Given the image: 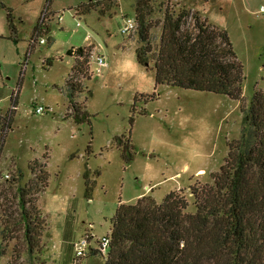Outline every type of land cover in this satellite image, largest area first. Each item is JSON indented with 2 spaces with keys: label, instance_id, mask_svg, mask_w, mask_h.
<instances>
[{
  "label": "rangeland",
  "instance_id": "1",
  "mask_svg": "<svg viewBox=\"0 0 264 264\" xmlns=\"http://www.w3.org/2000/svg\"><path fill=\"white\" fill-rule=\"evenodd\" d=\"M88 1L53 0L47 21L50 30L41 35L46 43L36 42L28 54L48 2L0 0L2 114L11 112L20 90L0 150V264L31 263L16 197L19 185L34 186L32 195L46 222L36 258L48 264H75L74 242L87 232L95 239L109 234L118 206L135 203L145 194L162 202L169 192L183 189L189 210L194 211L190 187L213 181L230 144L241 137L244 109L257 88L264 90V12L260 11L264 0H170L176 12L199 11L228 31L245 68L242 99L156 85L153 60L149 68L137 60L141 45L137 30L122 31L129 19H135L136 0H118L107 12L94 9L77 15L75 8ZM161 1L154 2L153 15L160 21L165 11ZM161 33L162 24L152 30L155 49ZM87 45L104 55L108 66L98 73L93 63L90 79L75 72L83 90L76 100L85 106L88 118L78 123L68 85L76 60L68 50ZM154 93L155 99L143 97ZM36 104L52 110L35 113ZM122 134L130 136L137 148L129 164L116 140ZM45 162L47 186L38 179L39 170L33 169ZM19 171L22 177L14 180ZM86 172L90 181L96 180L91 194ZM105 260L91 255L85 262L104 264Z\"/></svg>",
  "mask_w": 264,
  "mask_h": 264
},
{
  "label": "trees",
  "instance_id": "2",
  "mask_svg": "<svg viewBox=\"0 0 264 264\" xmlns=\"http://www.w3.org/2000/svg\"><path fill=\"white\" fill-rule=\"evenodd\" d=\"M46 1V7H50L53 0ZM117 1L90 0L75 9L77 15L94 9L107 12ZM157 1L136 0L135 6L136 30L141 41L136 49L137 60L148 68L153 60L156 85L167 84L242 99L245 68L228 31L202 17L199 11L182 8L176 12L170 0L160 2L161 7L165 5L163 20L154 19V2ZM42 15L34 28L28 54L44 31L50 30L48 20L45 22ZM9 20L14 29L11 13ZM160 24L162 33L155 49L151 33ZM91 50L92 45L68 50L76 60L68 85L72 115L78 123L88 118L85 106L76 100L83 90L75 75L83 73L88 79L93 75L88 67ZM47 61L52 64L51 59ZM18 95L14 97L16 106ZM155 95L143 97L155 99ZM13 110L7 114L0 111V150L6 137L4 131L11 128ZM116 140L124 160L131 163L137 153L131 137L122 134L116 136ZM46 166L45 162L33 168L39 170L38 179L44 186L48 179ZM18 173L14 180L22 177V173ZM212 176V182L199 181L190 187L194 211L189 210L190 201L183 189L169 192L162 202L145 194L135 203H121L112 218L110 250L104 264H264L263 89L257 88L244 109L241 137L230 144L225 163ZM85 180L87 193L91 194L96 180L90 181L88 172ZM32 187L19 185L16 188L20 220L31 255L30 264H48L36 258L46 222L32 195Z\"/></svg>",
  "mask_w": 264,
  "mask_h": 264
},
{
  "label": "built area",
  "instance_id": "3",
  "mask_svg": "<svg viewBox=\"0 0 264 264\" xmlns=\"http://www.w3.org/2000/svg\"><path fill=\"white\" fill-rule=\"evenodd\" d=\"M260 11L264 12V6L261 7ZM51 13H52V10L50 9V7L47 6L42 15V18L43 20H45V22L49 20ZM59 19L60 21L63 20V16L61 15ZM78 24H80V22ZM136 28H137V23L135 19L134 20L129 19L126 25L123 27L122 31L123 33L129 34L133 32L134 30H136ZM36 42H40L41 44H44L46 43V40L45 38H41ZM93 63L96 64V71L98 73H101L103 69L108 66V61L104 55L100 53L96 54L93 51H90L88 67H89V71L92 74L95 72L93 71V66H94ZM26 66L27 65L25 64V67L23 68V73L26 70ZM1 68H2V65L0 63V71H1ZM11 108L15 109L16 105L13 104ZM0 110H1V106H0ZM51 110H52L51 108L43 104H36L34 111L35 113H44V112H50ZM6 176L8 177L9 175H6ZM95 241H96V245L94 244ZM110 244H111L110 233L102 236L101 238L95 239V236L93 234H91L90 232H87L81 238L76 240L73 244L75 264H86L85 262L86 258L91 255H102L104 257H107L109 254V250H110Z\"/></svg>",
  "mask_w": 264,
  "mask_h": 264
},
{
  "label": "crops",
  "instance_id": "4",
  "mask_svg": "<svg viewBox=\"0 0 264 264\" xmlns=\"http://www.w3.org/2000/svg\"><path fill=\"white\" fill-rule=\"evenodd\" d=\"M52 4V3H51ZM0 73H1V71H0ZM19 92H20V90H18V94H19Z\"/></svg>",
  "mask_w": 264,
  "mask_h": 264
}]
</instances>
